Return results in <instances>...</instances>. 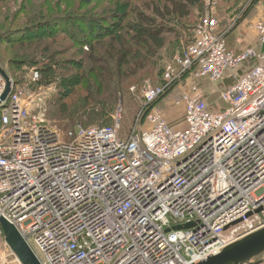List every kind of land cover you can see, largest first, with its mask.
I'll return each instance as SVG.
<instances>
[{
  "label": "built area",
  "instance_id": "1",
  "mask_svg": "<svg viewBox=\"0 0 264 264\" xmlns=\"http://www.w3.org/2000/svg\"><path fill=\"white\" fill-rule=\"evenodd\" d=\"M220 1H204L161 83H143L126 137L121 107L110 126L62 134L10 79L0 100V218L40 264H197L264 228V10L248 24L257 46L236 51L219 31ZM227 73L213 108L200 86ZM187 77L172 125L156 104ZM5 86L0 76V99ZM239 223L241 233L223 236ZM0 264H24L1 227Z\"/></svg>",
  "mask_w": 264,
  "mask_h": 264
},
{
  "label": "trees",
  "instance_id": "2",
  "mask_svg": "<svg viewBox=\"0 0 264 264\" xmlns=\"http://www.w3.org/2000/svg\"><path fill=\"white\" fill-rule=\"evenodd\" d=\"M203 2L151 0L144 8L136 2L125 3L116 14L103 12L93 16L78 9L55 17L38 13V21L32 23L33 19L29 20L31 25L0 29V68L15 83L20 82L18 76L23 79L26 69L34 68L41 77L38 86L52 83L58 86L52 103L58 112L63 111L60 133L66 134L78 126H110L116 105L133 85L132 79L156 71L154 65L172 45L170 37L176 39L177 34L186 30L187 20ZM56 7L65 9L61 5ZM46 38L52 41L42 44ZM191 41L192 38L187 46ZM56 42H70L77 51L73 54L50 53V44ZM63 56L67 59L57 61ZM164 65L158 80H151L153 84L161 83ZM65 71L74 75L64 80ZM144 77H138L134 84L144 83L141 81ZM78 86L85 88L86 95L75 99Z\"/></svg>",
  "mask_w": 264,
  "mask_h": 264
},
{
  "label": "rangeland",
  "instance_id": "3",
  "mask_svg": "<svg viewBox=\"0 0 264 264\" xmlns=\"http://www.w3.org/2000/svg\"><path fill=\"white\" fill-rule=\"evenodd\" d=\"M155 1H160V0H155ZM161 1H165V0H161ZM56 2L59 5L65 7V9L62 8L63 10H61V8H57L56 6L59 5H57ZM134 2L139 3L140 5H142V8H144L151 2V0L150 1L149 0H9L7 2H0V29L3 26L23 27L25 25H31L32 23L38 21L37 19L39 17L36 16L38 13L40 15L41 13H44L48 17H51V15L55 17L56 15H60V14L67 15L73 12L71 10L78 9L88 16L99 15L103 12L116 14L120 10H122L121 9L122 5H124L125 3L131 5ZM243 2L244 0H221L218 4V7L216 9V18L218 19V23H219V30H223L222 28L227 27L226 28L228 30L227 41L236 38L237 36L235 30L241 26L240 23L242 22L243 18L236 21L233 19H235V16L237 15L236 12L240 9V7H242L241 5ZM52 6H55V8H53ZM203 12H204V2L201 4L200 7L196 8L193 11L191 18L187 20L188 23L185 27L186 30L181 31V35L177 34L175 36L176 39L170 37V41H173L170 49L166 53L165 52L163 53L164 57L160 60V62L158 61V63L156 64L157 66L154 65L157 72L149 71L148 74H145L146 76L140 75L132 79L131 84L133 85L129 87V89L123 95V98L119 99L116 105V109L114 111L115 114L116 110L119 107H121L122 109L121 123H120L121 136L126 137L130 134L135 119L139 111L141 110V103L139 101L138 95L141 86L143 85V82L139 84H134L136 83L135 81L137 80L138 77L141 78L144 76L145 77L141 81L144 82L149 80L151 81L152 79H154V81L158 80L163 65L166 64L168 61H170V59L174 55L181 53L183 49L187 46L189 41L191 40L194 29L198 24ZM249 12L246 14H249ZM235 13L236 15L234 16ZM130 17L132 19V15ZM29 20H32L31 21L32 23H30ZM51 41L52 40L47 39V41L42 42V44L43 43L49 44V42ZM235 43H237V46H240L241 42H238V40L237 42H235V40H232L231 43L227 42L228 47L230 49L239 51L238 48L235 46L236 45ZM52 51H58V52L60 51L59 53L62 54H73L77 51V49L74 48L70 42H65L60 44H57L56 42V44H50V53H52ZM8 57H10V55H8ZM63 59H67V56H63L62 58L57 59V61H62ZM26 70L27 72L22 75L23 79L19 78L18 76L20 82L18 83L14 82V84H16V87L18 89L25 90L28 95H31L33 97L35 102L34 105L38 107L35 109V111L42 113L44 115L45 120L49 123V125L52 128L56 130L59 129L60 131H62L60 126L62 124L61 118L63 117V111L61 110L58 112L56 108L53 107L54 103H52L53 98L56 97L59 91L58 86L54 83L48 86H38V82L32 81V74L36 70H34V68H28ZM64 75L65 77L63 78L65 80L70 76H73L74 73L65 71ZM227 77H228V73L224 76L222 80L212 83L205 82L202 83L200 86L202 95H204L207 98L208 103H211V106L213 108L217 107L213 102L217 99L218 94L224 91L227 88V86L230 84V81H228ZM12 81H14V79H12ZM190 82L191 79L189 77L185 78L177 86L171 89L166 95H164V97L156 104V107L165 113L167 120L172 125L173 124L175 125L177 122H180L181 120V115H182L181 109L180 107L175 106V102L178 101L181 97V94L189 88ZM133 88H134V92H131ZM85 95H86L85 88L81 86L76 87L75 96H74L75 99H80ZM177 125H180V123ZM259 211L260 209L257 212ZM242 231H243V224L239 223L237 225L227 228L223 236L229 237L237 233H241ZM253 263L264 264V254L257 257L253 261Z\"/></svg>",
  "mask_w": 264,
  "mask_h": 264
},
{
  "label": "water",
  "instance_id": "4",
  "mask_svg": "<svg viewBox=\"0 0 264 264\" xmlns=\"http://www.w3.org/2000/svg\"><path fill=\"white\" fill-rule=\"evenodd\" d=\"M0 76L5 81V89L1 96V101L5 100L11 91V81L4 70L0 68ZM0 227L6 240L13 247L14 251L24 264H40L33 252L19 237L15 229L0 218ZM181 227H176L178 230ZM264 254V228L245 236L237 242L227 246L219 254L208 257L197 264H257L253 261Z\"/></svg>",
  "mask_w": 264,
  "mask_h": 264
},
{
  "label": "crops",
  "instance_id": "5",
  "mask_svg": "<svg viewBox=\"0 0 264 264\" xmlns=\"http://www.w3.org/2000/svg\"><path fill=\"white\" fill-rule=\"evenodd\" d=\"M262 10H264V0H256L253 4V7L249 10L250 12L248 11L249 14L244 15L245 18H243L242 22L240 23L241 26L235 30V33L237 35L236 38L227 41L228 37L226 36V42L231 43L232 40H235V42H237L238 40V42H241L240 46H237V43H235V46L238 48V50L256 47V35L254 32L248 29V24L257 20L260 17V13ZM219 31L221 32V30Z\"/></svg>",
  "mask_w": 264,
  "mask_h": 264
}]
</instances>
